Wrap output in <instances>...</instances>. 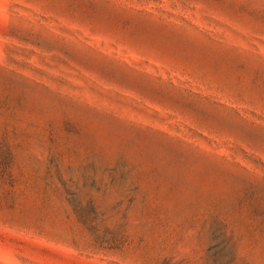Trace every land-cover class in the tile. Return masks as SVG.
Returning a JSON list of instances; mask_svg holds the SVG:
<instances>
[{
	"label": "rangeland",
	"instance_id": "obj_1",
	"mask_svg": "<svg viewBox=\"0 0 264 264\" xmlns=\"http://www.w3.org/2000/svg\"><path fill=\"white\" fill-rule=\"evenodd\" d=\"M0 264H264V0H0Z\"/></svg>",
	"mask_w": 264,
	"mask_h": 264
}]
</instances>
